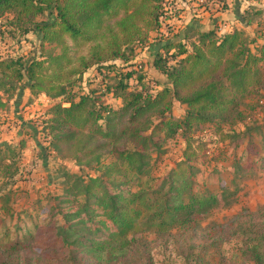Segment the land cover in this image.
Instances as JSON below:
<instances>
[{"label":"trees","instance_id":"trees-1","mask_svg":"<svg viewBox=\"0 0 264 264\" xmlns=\"http://www.w3.org/2000/svg\"><path fill=\"white\" fill-rule=\"evenodd\" d=\"M168 1L0 0V18L10 14V23L23 33L34 32L40 45L32 57L0 53V114L10 110L22 85L32 96L28 103L41 94L58 100L40 128L47 150L79 170L93 166L99 172L86 178L64 172L63 222L47 226L54 233L45 237L35 232L37 226L33 233L16 236L4 246L10 250L0 252V264H22L24 258L20 263L14 255L49 238L67 251L71 264H77L79 247L104 254L108 261L127 263L132 257L134 264H153L142 233L194 228L220 206V193L193 188L197 167L192 161L201 146L191 132L194 125L242 117L239 106L263 84L264 39L255 43L239 27L220 34L217 25L181 39H163ZM254 7L242 12L247 26L258 14ZM44 13L47 17L38 20ZM151 36L159 45L150 65L163 76L155 86L143 83L132 63L134 47L149 45ZM118 60L120 68L115 67ZM101 68L114 70L110 85L99 78ZM91 69L98 89L80 91ZM104 93L121 99V105L104 101ZM176 102L185 106L181 118L171 114ZM178 131L185 141L183 158L152 184L153 152H162L163 141ZM23 147L22 139L16 145L0 144L11 151L13 164ZM15 176L20 172L14 171ZM98 233L106 235L94 237ZM263 234L250 226L245 232L240 250L253 264H264Z\"/></svg>","mask_w":264,"mask_h":264},{"label":"rangeland","instance_id":"rangeland-1","mask_svg":"<svg viewBox=\"0 0 264 264\" xmlns=\"http://www.w3.org/2000/svg\"><path fill=\"white\" fill-rule=\"evenodd\" d=\"M221 1L224 3V0ZM183 2L189 3V9L183 6ZM200 4L199 0H176L171 12L166 14L168 18L163 19L160 30L162 38L171 40L185 37L189 33L185 32V16L192 8L198 11ZM249 5H254L253 13H258L250 26L245 25L242 20L241 23H232L230 26L245 28L248 37L254 39L255 43H260L264 39V0H247L244 10ZM11 17L10 14H5L0 18V53L20 54L24 57L38 55V36L32 31L23 33L22 29L14 27L10 23ZM46 17L44 13L37 19ZM153 37L151 36L149 45L134 47L132 63L137 65L135 67L138 75L143 77L142 82L155 86L159 74L150 62L159 44ZM115 63L116 68L123 65L119 60ZM262 69L263 84L257 93L245 98L246 104L239 106L243 111L241 118L218 124L210 121L201 126L194 125L191 135L201 149L192 161L197 167L193 188L196 191L220 193L221 204L201 217L194 228L175 227L161 235L152 231L142 233L153 264H253L242 254L240 248L244 245L245 232L249 226L264 233V62ZM95 71L90 70V78L79 84L86 88H81L80 91L98 89V77L97 80L93 77ZM98 72L105 84L112 83L114 70L101 68ZM133 79L132 82L135 81ZM22 87L24 86L18 90ZM103 96L104 101L110 105H118L119 99L111 93H104ZM15 98L14 96L13 99ZM56 101L58 100L50 98L44 105V101L38 100L41 107L34 110V114L30 116L33 117L27 118L23 123L16 116H0V124L13 128L14 133L9 139L12 143H8V138L2 140L0 137V144L16 145L20 139L25 142L24 148L19 152V160L15 162L17 156L12 158L14 164L10 161L11 151L0 149V225H3L0 227V252L9 249L4 247L9 241L29 233L34 226H37L35 232L42 231V237H45L46 234L54 233L47 230V226L55 227L57 223L63 222L62 212L65 208H62L59 201L65 187L64 172L81 174L85 178L99 174L96 167L79 170L73 161L60 160L53 151L47 150L48 141L43 138L40 128L43 125L42 119ZM12 105L11 102L10 106ZM184 113L185 106L175 103L171 114L181 118ZM219 128L222 130L218 131ZM162 145V152H153L152 155L148 178L152 184H158L166 178L183 158L185 141L182 139V132L178 131L175 136L167 138ZM14 171L21 174L20 177H14L15 182L11 177ZM79 199L81 201L82 196ZM33 232L34 230L31 233ZM105 235L106 233H98L94 237ZM54 241L55 239L49 238L34 248L26 246L14 256L20 263L24 258L22 264H71L67 251ZM42 248L45 249L44 252H40ZM85 249L78 248L77 264H134L132 257L125 259L127 263L108 261L104 254L87 252Z\"/></svg>","mask_w":264,"mask_h":264},{"label":"crops","instance_id":"crops-1","mask_svg":"<svg viewBox=\"0 0 264 264\" xmlns=\"http://www.w3.org/2000/svg\"><path fill=\"white\" fill-rule=\"evenodd\" d=\"M226 2H227V8H226L227 10H225V12L220 13V14H213V13L209 14V12H204L201 7L198 8L197 17H193L191 12H188L187 15L185 16L186 18V22L184 23L185 32L190 33L191 31L195 29H201V30L208 29L209 27H214L215 25H217L218 27L219 25H221L222 22H227V21L230 22V25L232 23L234 24L241 23V20H242L241 14L245 8L246 1L245 0H226ZM182 4L186 9H189L188 2H183ZM191 5H193V2H191ZM194 10L196 9L192 8V11ZM196 26H199L200 28L198 27L196 28ZM89 72L88 74H90ZM157 77L160 79H163V76H161L160 74ZM15 97L16 98L13 99V101H11L13 105L10 108V110L8 112L1 113L0 116L1 117L2 115L16 116V118L18 119V121H20V123H23L25 120H27V118H29L32 114H34L35 112L34 110L41 107L38 105V100L44 101V105H46V103L50 101L49 97L41 94V95H38L37 97H33V101L28 103L27 102L28 99L32 96L26 87H22V89L17 92V95ZM119 100H118L117 106L121 105V100L120 101ZM117 106H113V107H117ZM16 109H18L19 112H17ZM29 112H32V113L29 114ZM13 135H14L13 128L11 129V127H8V125L0 124V137L2 138V140L8 138L6 139L8 140V143H12V140H9V139H11ZM24 145H25V142H24Z\"/></svg>","mask_w":264,"mask_h":264},{"label":"built area","instance_id":"built-area-1","mask_svg":"<svg viewBox=\"0 0 264 264\" xmlns=\"http://www.w3.org/2000/svg\"><path fill=\"white\" fill-rule=\"evenodd\" d=\"M199 2H201V5H199V7H201L204 12L220 14V13L225 12V10H227L226 8L223 7L224 4L227 5L226 0H224V3L221 0H213V2L212 1L208 2L207 0H199ZM173 4H176V0H169L167 3H164V9L167 13L171 12V8L173 7ZM191 13L193 17H197L198 11L194 10V11H191ZM232 28L233 27L230 26L229 21L222 22L221 25L218 26V32L220 34H223L231 30Z\"/></svg>","mask_w":264,"mask_h":264}]
</instances>
